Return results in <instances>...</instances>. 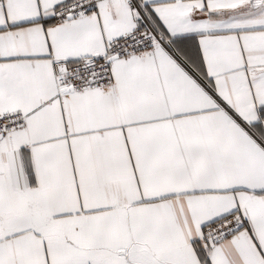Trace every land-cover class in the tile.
<instances>
[{
	"label": "snow or ice",
	"instance_id": "6c2138e0",
	"mask_svg": "<svg viewBox=\"0 0 264 264\" xmlns=\"http://www.w3.org/2000/svg\"><path fill=\"white\" fill-rule=\"evenodd\" d=\"M0 264H264V0H0Z\"/></svg>",
	"mask_w": 264,
	"mask_h": 264
}]
</instances>
